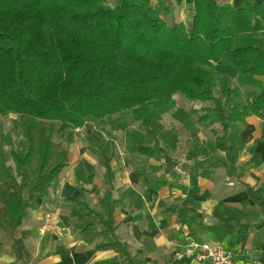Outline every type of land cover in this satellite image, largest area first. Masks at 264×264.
I'll return each mask as SVG.
<instances>
[{"label": "trees", "instance_id": "16d2710c", "mask_svg": "<svg viewBox=\"0 0 264 264\" xmlns=\"http://www.w3.org/2000/svg\"><path fill=\"white\" fill-rule=\"evenodd\" d=\"M0 0V117L16 115L22 147L10 154L19 191L12 192L6 215L20 227L39 198L48 197L69 166V147L56 142L59 126L77 130L87 122L120 123L130 112L152 137L134 150L164 158L178 141L163 134L155 112L174 105L178 94L203 105L200 125L212 130L215 146L227 154L236 172L238 152L229 129L253 114L264 117V92L243 105L232 104L233 89L216 96V71L231 65L239 76H264V49L243 39L264 31V4L257 0L235 8L218 0H193L194 16L176 22L170 0ZM164 15L165 18H163ZM13 145V144H12ZM108 180L115 173L106 160ZM257 199L256 193L249 189ZM93 211L88 212L90 218ZM98 214V213H97ZM247 226H239L243 232ZM112 213L100 227L79 232L99 251L131 256L116 236Z\"/></svg>", "mask_w": 264, "mask_h": 264}, {"label": "crops", "instance_id": "0c3cea01", "mask_svg": "<svg viewBox=\"0 0 264 264\" xmlns=\"http://www.w3.org/2000/svg\"><path fill=\"white\" fill-rule=\"evenodd\" d=\"M174 1L191 22L193 0ZM218 1L239 8L252 0ZM243 41L264 49V31ZM220 79L223 89L238 91L232 104L243 105L264 92V76L248 77V89L241 88L236 84L238 73L228 64L217 67L216 80ZM200 106L199 110L209 105ZM13 118L0 117V264H198L186 252L193 242L232 251L236 264H264V117L251 114L230 127L228 139L238 152L236 172L227 154L215 146L212 130H220L219 124L191 129L186 137L197 135L191 150L185 148L190 139H177L172 127L158 121L163 134L178 141L176 150L161 159L140 155L132 143L117 151L112 138L102 139L104 123L90 121L77 130L63 126L58 133L66 131L60 136L68 142L69 166L51 194L39 198L15 230L6 206L20 183L8 174L13 167L3 146L11 145L5 130ZM145 143H153L150 135ZM178 151L184 163L173 158ZM106 160L115 173L113 180H108ZM249 189L258 191L257 199ZM90 211L98 216L90 218ZM110 213L130 260L112 250L99 251L95 242L79 234L89 224L100 227ZM239 226L247 228L240 232Z\"/></svg>", "mask_w": 264, "mask_h": 264}, {"label": "rangeland", "instance_id": "374dc122", "mask_svg": "<svg viewBox=\"0 0 264 264\" xmlns=\"http://www.w3.org/2000/svg\"><path fill=\"white\" fill-rule=\"evenodd\" d=\"M120 1L121 0H109V5L111 7H115V6L120 4ZM170 2L174 8L173 17L175 18L176 22H179L181 19H183V21H185V23L188 25L190 23V19L188 18L189 17L188 12H186L185 10L182 11V9H183L182 5H179L174 0H170ZM151 3L159 11L162 10V8H163L162 5L159 4L156 0H151ZM161 16L163 18H165L164 15L161 14ZM232 72H233V70H232ZM215 76H216V74H215ZM250 78H252V77H250ZM247 82H248V76H246V77L245 76H239V80L236 84H239V86H241V88L245 87L246 89H248V83ZM239 86H238V89H239ZM223 87H225L223 81L221 79L219 81L217 80L216 96H220L222 94V92L224 90ZM237 92L238 91L232 93V95L234 94V97H235L236 94H238ZM174 99H175L174 105L167 106V107L163 108L161 111H157L154 113L155 119L157 122L160 121V122H163L164 125H168L169 127H172V129L170 131L175 132V134H177V139H179L180 137H181L182 141L185 140L186 138L190 139L191 140L190 146H187V147L185 146V148L194 150L195 144L197 142V135L192 134V136L189 135L188 137H186V134H189L191 129L194 131H198L199 130L198 127L202 126L199 123H197V118H199L202 115V113L199 110V107H201L200 106L201 103L191 102V101L185 99L180 94L176 95L174 97ZM206 105H210V103H208ZM9 116L10 115H8V117ZM12 116H15L16 118H13L9 121L7 120V124H8L7 128L8 129L5 130L6 133H8L6 142L10 141L11 145L9 146V143H8V146H5V145H3V146L7 150H9L7 154H9L8 157H9V160L11 162V166L13 167L12 173L17 176L16 164H14L15 161L13 160L12 155L10 154V151L12 149V146L16 145L15 147H22L24 144V141L18 135L19 130H18V128H17L18 126L16 124L18 122V117L16 115H12ZM113 119H116V118L113 117L111 120H113ZM119 119L121 121L119 124L118 123H112L111 120H108L107 123L103 124L104 127L102 126V128H101L102 129L101 131L105 132L104 133L105 135H102V139H107V138L111 139L112 138L116 142V144H114V147L116 148L117 151L119 150L117 147L125 148L127 146V144L129 145L131 143H132V145L135 146L137 143L143 144L149 139L148 133L145 131V129L143 127H141V125L139 123L135 122V119L131 115L130 112L120 115ZM59 127L61 128V127H63V125H61ZM64 132H66V131L64 130V131L59 132L56 135L55 141L63 143L64 146H68L67 145L68 142L65 141L64 138L63 139L61 138ZM61 133H62V135L60 136ZM207 137H211V136L208 135ZM0 146H1V142H0ZM176 154H178V155L176 157H173V158H175V161H177L178 163H184L183 160L186 158H185V156H183V153L181 151H178V153L176 152Z\"/></svg>", "mask_w": 264, "mask_h": 264}, {"label": "built area", "instance_id": "2783aa9c", "mask_svg": "<svg viewBox=\"0 0 264 264\" xmlns=\"http://www.w3.org/2000/svg\"><path fill=\"white\" fill-rule=\"evenodd\" d=\"M43 232V230H41ZM187 254L192 256L198 264H236L232 251L208 243L187 245Z\"/></svg>", "mask_w": 264, "mask_h": 264}]
</instances>
